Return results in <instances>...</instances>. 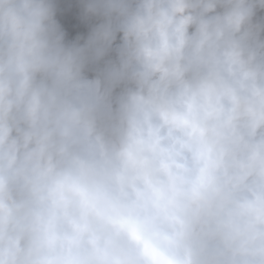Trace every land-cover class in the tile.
<instances>
[{"label":"clouds","instance_id":"clouds-1","mask_svg":"<svg viewBox=\"0 0 264 264\" xmlns=\"http://www.w3.org/2000/svg\"><path fill=\"white\" fill-rule=\"evenodd\" d=\"M0 264H264V0H0Z\"/></svg>","mask_w":264,"mask_h":264}]
</instances>
